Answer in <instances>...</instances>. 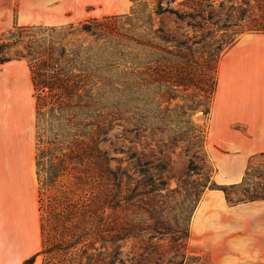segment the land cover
Returning <instances> with one entry per match:
<instances>
[{"label":"trees","instance_id":"trees-1","mask_svg":"<svg viewBox=\"0 0 264 264\" xmlns=\"http://www.w3.org/2000/svg\"><path fill=\"white\" fill-rule=\"evenodd\" d=\"M130 1L133 4L141 2ZM146 4L151 6V26L145 38H131L133 46L126 52H104L98 44H80L72 48L68 43L56 44L42 39H29L23 44L32 26L13 25L0 36V64L13 59L24 60L31 74L41 236V249L37 255L45 256L43 264L184 262L185 254L178 259L177 253L165 257L163 253L156 252V244L151 242L154 234H149L148 241L142 242L138 248L132 246L133 251L129 254H124L119 244L122 239H136L137 236L131 232L130 221L119 222L115 217L118 198L122 197L125 203H131L135 198L143 202L142 197L163 190L166 183L163 180L155 183L148 172L150 168L157 167H149L148 162L144 165L149 168L141 167L133 153L126 159L133 168L130 173L110 149L103 146L111 140L115 126H121L117 120L132 126L124 127L125 132H138L144 127L131 124L129 118L124 119L117 103L104 112L109 108L102 103L103 86H110L114 80L112 76L105 78L103 71L114 68L129 77L117 80L120 81L116 82L118 87L112 88L116 93L128 90L135 94L149 82L194 85L195 79L190 76L197 65L194 47L200 45L206 54L214 48L217 58L214 61L207 57L202 61L198 80L203 99L199 106H205L208 119L217 83L218 60L243 33H264V0H151ZM164 13L185 23L194 35L184 34V40H175L161 27L153 28L152 15ZM116 18H88L79 26L98 41L114 33L112 23ZM68 25L72 27L71 23ZM233 27H236L235 35L230 39L229 31ZM217 34L219 38H216ZM20 44L21 48L10 55L11 49ZM206 134V129L200 131L201 140ZM248 172L249 167L239 183L218 186L213 182V185L224 193L227 202L236 205L240 201H231L227 188L243 183ZM205 190L201 191L198 202ZM258 199H264V196H253L244 202ZM155 227L148 225L147 229L164 233L165 227ZM183 238L186 246L188 230L183 232ZM35 257L31 256L23 264H31Z\"/></svg>","mask_w":264,"mask_h":264},{"label":"rangeland","instance_id":"rangeland-1","mask_svg":"<svg viewBox=\"0 0 264 264\" xmlns=\"http://www.w3.org/2000/svg\"><path fill=\"white\" fill-rule=\"evenodd\" d=\"M150 1L141 0L133 4L130 0H119L117 7L112 9L105 7L104 14L94 18L116 16L112 23L114 33L98 41L81 30L79 26L81 22H79L72 24V27L68 24L53 27L49 25L35 27L37 24L23 25L32 26L28 30V35L24 37L23 44L29 39H42L46 42L52 40L56 44L68 43V47L72 46V48L80 44H98L104 52H126L133 46L131 38L138 36L145 38L151 26L149 21L151 6L146 4ZM0 12V36L13 25L22 26L17 23L15 7L12 10ZM151 24L153 28L161 27L167 36L175 40H184V34L194 35L191 28L177 21L169 13L158 16L153 14ZM235 28L229 31L230 39L235 35L233 34ZM218 35L216 38H219ZM214 47H216L215 43ZM20 48L21 44L12 48L9 54L13 55L14 50ZM203 51L200 45L194 47L197 65L190 72V76L192 75L195 79L194 85L174 86L170 82L159 84L149 82L135 94L128 90L116 93L112 88L118 87L116 82L120 81L117 80H125L129 77L114 68L103 71L105 78L112 76L114 80L110 86L107 84L103 86L102 103L105 108H109L104 109V112L117 103L123 112L124 119L129 118L131 124H142L145 129L138 132H125L124 127L132 128V126L117 120L116 122L121 126H115L111 131V140L103 146L110 149L111 154L119 159V163L127 167L130 173L133 172V168L126 159L133 153L141 167L145 169L150 165L157 167L150 168L148 172L155 183L159 180L166 183L163 190L147 195L145 198L142 197L143 202L135 198L131 203H125L122 197L118 198L119 206L116 207L115 217L119 222L130 221L131 232L137 236L136 239L125 238L119 241L124 254L133 251L134 246L135 249L138 248L142 242L148 241L149 234H154L155 237L151 242L156 244V252L163 253L165 257L177 253L179 259L182 254H185L183 264H215V259L223 261L224 256L230 257L229 243H235L239 248L242 240H253L256 237L254 228L250 229L243 220L246 215L243 216L239 209H229L233 204L226 199L225 204L222 205L219 204L218 199L207 200L197 210L201 191L216 188L213 185L215 167L208 154L206 135L202 140L200 136V131H205L207 126V114L205 106H199L203 99L198 80L201 77L202 61L207 57L215 61L217 52L214 48L209 51L211 55ZM214 61L211 60L210 63L213 64ZM3 64L26 65V62L13 59ZM118 68L122 69V66ZM144 162H148L149 167L144 165ZM227 194L231 201H240L239 203L253 196H264V155H258L251 160L245 181L227 188ZM195 219L197 229L193 230ZM148 225L165 227L164 233L159 234L152 229H147ZM186 230L189 231V238L185 246L183 232ZM239 251L236 249L237 253ZM44 258V255H38L39 264H43ZM234 264L250 263L236 262Z\"/></svg>","mask_w":264,"mask_h":264},{"label":"crops","instance_id":"crops-1","mask_svg":"<svg viewBox=\"0 0 264 264\" xmlns=\"http://www.w3.org/2000/svg\"><path fill=\"white\" fill-rule=\"evenodd\" d=\"M118 3L0 0V11L15 7L21 25L60 26L102 16L105 7L112 9ZM206 130L207 150L215 167L214 183L222 186L241 182L251 160L264 154V33H243L221 54ZM35 156V100L30 70L27 64H0V264H23L33 255L36 257L31 264H39ZM212 199L225 204L221 190L206 189L197 210ZM229 209H239L246 215L243 220L254 228L256 237L242 240L239 248L229 243L230 257L215 259V264H264V199L238 203Z\"/></svg>","mask_w":264,"mask_h":264}]
</instances>
